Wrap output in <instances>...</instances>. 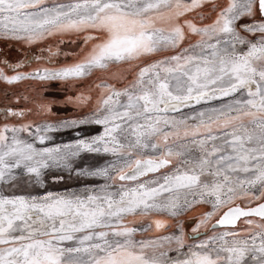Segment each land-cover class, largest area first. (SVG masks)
<instances>
[{
    "label": "snow or ice",
    "instance_id": "6c2138e0",
    "mask_svg": "<svg viewBox=\"0 0 264 264\" xmlns=\"http://www.w3.org/2000/svg\"><path fill=\"white\" fill-rule=\"evenodd\" d=\"M71 35L83 40L73 62L22 72L41 57L0 60L14 73L0 67V81H79L123 65L132 78L114 74L121 88L97 84L95 107L82 118L0 126V264H264V0H0V39L30 47ZM47 51L50 61L61 54L59 45ZM169 51L175 54L147 62ZM89 100L81 92L60 103ZM212 101L222 103L171 115ZM54 103L41 100L37 108L50 113ZM92 124L103 133L36 146L52 139L49 132ZM81 151L116 158L80 173L120 181L115 191L20 194L42 183L45 169L70 167ZM199 205L211 211L191 235L177 223L174 232L137 239L168 225L128 220L175 218ZM242 218L246 227L237 229Z\"/></svg>",
    "mask_w": 264,
    "mask_h": 264
},
{
    "label": "flooded vegetation",
    "instance_id": "af4514ba",
    "mask_svg": "<svg viewBox=\"0 0 264 264\" xmlns=\"http://www.w3.org/2000/svg\"><path fill=\"white\" fill-rule=\"evenodd\" d=\"M207 21H204V23ZM59 37L49 38L43 42H39L32 46H27L19 41L3 40L0 39V60H6L9 64H15L20 61H24L29 57L40 56V60L31 59L30 62L24 64V66L17 71L33 72L36 69H43L45 67H55L64 63H71L75 60L76 54L80 52L83 44L82 37L77 38L74 35L66 36L65 43H59ZM75 40L76 43L71 41ZM59 45L60 55L49 59L48 47ZM44 51H41V50ZM69 53V55H64ZM127 67V65H123ZM121 66V67H123ZM0 67H4L6 74L13 75V71L3 64ZM120 67V68H121ZM116 66H113L107 71H97L91 76L79 80V81H41V80H23L13 84H8L5 81H0V126L3 124H16L41 121L42 119H54L60 116L75 117L83 115L91 108L95 107L96 99L100 95V89L95 86L103 79H109L111 84L124 83V80H117L115 76L112 79V75L118 70ZM119 68V69H120ZM130 78V73L127 78ZM115 79V80H114ZM87 87H90L87 88ZM81 92L90 96L88 104L77 107L73 104H62L60 102L65 101L67 97H75ZM44 101H56L51 105L50 113H41L37 108V105ZM13 109L16 111H25L24 117H14L7 115L6 110ZM31 110V111H29ZM154 219H161V215H153L150 218V223ZM168 227V226H167ZM153 229L154 226H153Z\"/></svg>",
    "mask_w": 264,
    "mask_h": 264
},
{
    "label": "rangeland",
    "instance_id": "374dc122",
    "mask_svg": "<svg viewBox=\"0 0 264 264\" xmlns=\"http://www.w3.org/2000/svg\"><path fill=\"white\" fill-rule=\"evenodd\" d=\"M195 16V13L189 14L188 18ZM200 22V21H197ZM204 22V21H203ZM209 22V21H207ZM206 23V22H205ZM66 36L63 38L65 40ZM189 42L194 43L195 38L191 37L190 40H186L184 42V47H187ZM175 54L174 52H165L163 54H158L157 56L147 58V62H151L155 59L162 58V55H172ZM120 68V67H119ZM117 68L115 74L122 76L124 78H127L130 73V80L132 78L131 72L132 69L127 67H121L120 69ZM114 75H112V79ZM104 81H107L109 84V79H103ZM115 80V79H114ZM118 80V79H117ZM123 82V81H122ZM118 83L114 84L117 88H121L124 86V83ZM90 89V87H87ZM222 101H212L209 104H200L195 105L193 108H185L182 110V113H171V115H176L178 118L181 116H188V115H194L195 112L209 108L218 106L221 104ZM91 108L88 112L84 113L80 116L75 117H66V116H60L58 118L54 119H48L36 122H31L33 124L38 125H44V124H52V125H59L61 121L63 120H71V119H79L82 118L85 115H90L92 112ZM29 123V122H27ZM189 123H194V121H189ZM22 123H16L14 125L19 126ZM13 125V124H10ZM104 131V128L102 125H81L78 128H61L59 131L49 132L48 135L52 137L51 140L45 141L44 144H39L37 142V147H54L56 145H64V144H71L75 143L77 140L80 139H90L93 136L101 135ZM25 138L31 140V137H28L27 133L22 134ZM116 158L112 156L110 153H104V152H88V151H81L78 156L72 157L69 161L70 167H51L49 169L44 170V175L41 177L42 183L40 184H34V185H27L26 191L20 193V194H31L36 196H41L46 194L47 192H52L56 194H76V195H86L91 191H99V189L102 186L105 185H112V187L109 189L111 191H115L116 187H118L120 181H117L115 185H113L112 180L107 179L105 177H98V176H89V175H81L80 173L82 171H95L96 169L107 167L111 162H113ZM166 171V170H162ZM114 175V173H112ZM159 175V174H156ZM154 178L153 176L145 177L144 179H151ZM206 208L202 210L203 206L199 205L195 208L188 210L186 212H183L178 217L173 218V223L171 224V227H166L165 231L154 234L153 232L151 234H147L148 232H139L137 234V239H152L159 235H166L170 232L176 231V225L177 223L182 224L185 230V233L188 235H191V229L195 226V222L198 217H200L204 212L211 211L210 205H205ZM192 214V215H191ZM162 218L166 219L170 218L166 214H159ZM150 218H141V217H128L129 221H135V223L132 226L140 227L143 225L146 227L148 224H150ZM214 217L210 223L215 219ZM209 223V224H210ZM246 227L243 223V219L238 222L236 225L237 229H241ZM224 228L216 229V231H223ZM203 231V229H202ZM212 230L208 228V234L210 235Z\"/></svg>",
    "mask_w": 264,
    "mask_h": 264
},
{
    "label": "trees",
    "instance_id": "16d2710c",
    "mask_svg": "<svg viewBox=\"0 0 264 264\" xmlns=\"http://www.w3.org/2000/svg\"><path fill=\"white\" fill-rule=\"evenodd\" d=\"M190 17H191V16H190ZM191 18H192V17H191ZM201 206H203L202 210L206 208L205 205H201ZM191 215H192V214H191ZM161 219L166 221L168 227H171V226H172V225H171V224L173 223V218H172V217L167 218V220L164 219V218H162V217H161ZM163 231H165V229L160 230V231H156L155 229H152V230H150L147 234H151L152 232H153L154 234H159V233H161V232H163Z\"/></svg>",
    "mask_w": 264,
    "mask_h": 264
},
{
    "label": "water",
    "instance_id": "95a60500",
    "mask_svg": "<svg viewBox=\"0 0 264 264\" xmlns=\"http://www.w3.org/2000/svg\"><path fill=\"white\" fill-rule=\"evenodd\" d=\"M219 217L217 216L210 224H209V226H208V228L210 229V230H212L211 229V224H214L215 223V221H216V219H218ZM243 219V218H242ZM241 219V220H242ZM239 222V221H238ZM238 224V223H237ZM219 228H223L222 226H218V228L217 229H219Z\"/></svg>",
    "mask_w": 264,
    "mask_h": 264
}]
</instances>
